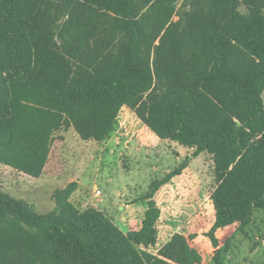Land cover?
I'll return each instance as SVG.
<instances>
[{"label": "trees", "instance_id": "16d2710c", "mask_svg": "<svg viewBox=\"0 0 264 264\" xmlns=\"http://www.w3.org/2000/svg\"><path fill=\"white\" fill-rule=\"evenodd\" d=\"M244 1L247 14L239 0H212L210 17L181 28L173 21L178 0H0V167L40 178L66 118L96 112L82 108V92L66 95L62 110L26 100L65 73L54 42L76 2L125 31L116 50L94 49L87 62L114 103L133 109L160 139L194 150L139 198L145 217L129 233L96 208L79 211L71 201L76 183L55 192L57 209L48 214L0 190V264H201L182 234L156 254L149 250L161 217L155 195L205 152L217 180L208 233L214 248L218 231L245 226L264 209V0ZM96 106L107 107L103 100Z\"/></svg>", "mask_w": 264, "mask_h": 264}, {"label": "rangeland", "instance_id": "374dc122", "mask_svg": "<svg viewBox=\"0 0 264 264\" xmlns=\"http://www.w3.org/2000/svg\"><path fill=\"white\" fill-rule=\"evenodd\" d=\"M211 1L197 0L195 4V0H178L173 21L185 28L197 17H210L211 12L205 8ZM238 9L249 13L244 0H239ZM115 21L92 10L84 12L80 2L62 18L54 49L66 71L57 84L32 88L26 100L62 110L66 95L82 92L86 96L82 108L93 107L96 112H77L66 118L54 134L49 160L40 178L2 165L0 190L25 201L40 214H48L57 209L55 192L76 183L79 196L72 198L79 211L96 208L129 233L142 227L147 205L138 202L139 198L149 192L153 181L164 179L188 156L178 160V143L169 140L159 146L143 145L137 139L144 129L137 113L127 105L115 104L88 68L94 49L107 53L116 50L125 39V31ZM97 100L106 103L105 111L96 106ZM126 140H131V144H125ZM213 158L207 153L195 163L191 160L185 175L172 178L157 192L154 200L161 210L158 242L149 251L156 254L175 234H182L200 252L201 264H264V209H256L245 226L234 224L218 231L217 248L208 237L215 221L210 200L217 186Z\"/></svg>", "mask_w": 264, "mask_h": 264}, {"label": "crops", "instance_id": "0c3cea01", "mask_svg": "<svg viewBox=\"0 0 264 264\" xmlns=\"http://www.w3.org/2000/svg\"><path fill=\"white\" fill-rule=\"evenodd\" d=\"M263 100H264V93H263ZM142 124H143V130H142V133L141 134H137V139H140L141 140V142H142V144L143 145H145V146H147V147H150L151 145H164L165 144V141L166 140H162V139H160L159 137H157V135H155V133H153L143 122H141ZM127 126H129V123H128V125ZM131 127H132V125H130ZM137 127H135V129H136ZM141 132V131H140ZM127 143H130L131 144V140H126L125 141V144H127ZM121 144H123V142L121 143ZM177 144V143H176ZM178 145V147H179V151H178V155H177V159L178 160H181V159H183L184 157H189V156H191L192 154H189V151H194L193 149H189V148H187V147H184V146H181V145H179V144H177ZM125 147H127V145H125ZM187 153V154H186ZM193 153V152H192ZM206 155H207V153L205 152V153H202L200 156H198L197 158H194V159H192L193 161V163H195L197 160H200V159H202L203 157H206ZM190 164H192L191 162H190ZM189 164V165H190ZM185 171V173H182L183 175H185L186 174V172H188V167H187V169H185L184 170ZM183 171V172H184ZM79 187H80V184H79ZM78 190V191H77ZM76 191L77 192H74V194L73 195H75V196H79V189H77ZM215 190V189H214ZM213 193V192H212ZM211 193V194H212ZM73 195H72V197H73ZM75 196H74V198H75ZM71 197V201L73 202V198ZM80 201V200H79ZM82 201V200H81ZM74 203V202H73ZM75 204V203H74ZM145 212H146V208L143 210V217H142V221L144 220V217H145ZM142 221H141V223H142ZM140 229V228H139Z\"/></svg>", "mask_w": 264, "mask_h": 264}, {"label": "built area", "instance_id": "2783aa9c", "mask_svg": "<svg viewBox=\"0 0 264 264\" xmlns=\"http://www.w3.org/2000/svg\"><path fill=\"white\" fill-rule=\"evenodd\" d=\"M97 193L100 194V191H98Z\"/></svg>", "mask_w": 264, "mask_h": 264}]
</instances>
